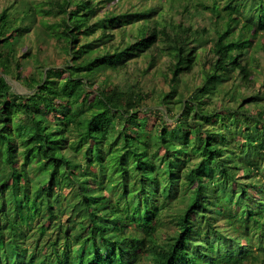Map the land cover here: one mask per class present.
I'll return each mask as SVG.
<instances>
[{
	"label": "trees",
	"instance_id": "obj_1",
	"mask_svg": "<svg viewBox=\"0 0 264 264\" xmlns=\"http://www.w3.org/2000/svg\"><path fill=\"white\" fill-rule=\"evenodd\" d=\"M120 1L0 12V264H264V0Z\"/></svg>",
	"mask_w": 264,
	"mask_h": 264
},
{
	"label": "rangeland",
	"instance_id": "obj_2",
	"mask_svg": "<svg viewBox=\"0 0 264 264\" xmlns=\"http://www.w3.org/2000/svg\"><path fill=\"white\" fill-rule=\"evenodd\" d=\"M13 0H0V12L8 5L12 2ZM141 0H122L119 3H113L111 5H108V9L109 10H114L115 12H119V11H126V10H131L138 12V11H144V8H147L149 6L152 5V3L150 1L145 2V3H140ZM131 5H137L136 7H132ZM142 4H146V6L144 8L141 7ZM146 10V9H145ZM105 12V10L103 11ZM175 14V13H174ZM176 19V22H180L183 21V23L185 25H189L191 23H193L196 27H203V26H210V22H209V18L211 17L209 11H205V13L200 14V15H185L184 17H182L180 14H177L174 16ZM53 19V18H51ZM119 33H117V37H119ZM27 41H25V43L23 44L24 46V50L27 51L30 48H32V51L34 52L35 50V44L36 41H38V37L35 35V33L31 32L29 34V37L26 38ZM118 39V38H117ZM119 40V39H118ZM54 47L53 45H44L43 50H48L49 52H51V54L53 53ZM160 59H166L164 56L158 58V63ZM58 63H62V61H58ZM26 65V71L27 69H29V67L31 66V62L27 61ZM160 64V63H159ZM157 65V67L153 70H151L149 73H141V77H142V81L145 87L149 88V89H160L165 87V84L162 81V75L160 73V70L157 68H160L161 65ZM262 64H264V61L262 60ZM135 65H132V67ZM139 69L143 70L146 69V64H144V62H142V59H139L138 62V66ZM8 82L11 84V87L13 89L14 92L18 93V94H27L29 93V89L24 85L23 82L17 81L16 79H14V77H7ZM187 81L188 83H190V85H192V79L191 77H187ZM261 85V82H257L256 83V89H258ZM166 90H168L167 86L165 87ZM158 110H162L163 107H159L156 106L155 107ZM264 174V173H263ZM223 255L226 257V259H231L233 257V253H230L228 251H224Z\"/></svg>",
	"mask_w": 264,
	"mask_h": 264
}]
</instances>
